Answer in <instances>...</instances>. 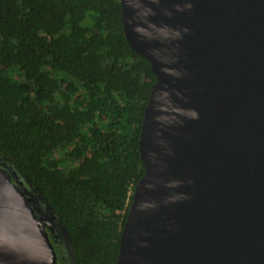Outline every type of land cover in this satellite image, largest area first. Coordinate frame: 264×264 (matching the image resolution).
<instances>
[{"label":"water","instance_id":"95a60500","mask_svg":"<svg viewBox=\"0 0 264 264\" xmlns=\"http://www.w3.org/2000/svg\"><path fill=\"white\" fill-rule=\"evenodd\" d=\"M156 77L117 264H264V0H120ZM0 159V264H56Z\"/></svg>","mask_w":264,"mask_h":264},{"label":"trees","instance_id":"16d2710c","mask_svg":"<svg viewBox=\"0 0 264 264\" xmlns=\"http://www.w3.org/2000/svg\"><path fill=\"white\" fill-rule=\"evenodd\" d=\"M155 81L120 0H0V159L45 197L78 264H117Z\"/></svg>","mask_w":264,"mask_h":264},{"label":"flooded vegetation","instance_id":"af4514ba","mask_svg":"<svg viewBox=\"0 0 264 264\" xmlns=\"http://www.w3.org/2000/svg\"><path fill=\"white\" fill-rule=\"evenodd\" d=\"M30 189L35 192L33 188ZM35 195V205L39 210L40 216L44 217L47 228L51 232L50 239L58 255L56 264H78L76 252L72 247L67 232L59 223L56 215L49 209L45 197L42 194Z\"/></svg>","mask_w":264,"mask_h":264},{"label":"rangeland","instance_id":"374dc122","mask_svg":"<svg viewBox=\"0 0 264 264\" xmlns=\"http://www.w3.org/2000/svg\"><path fill=\"white\" fill-rule=\"evenodd\" d=\"M3 163V162H2ZM7 170L9 171V173H11V175H12V177H13V179H14V181L15 182H19V183H21V186H23L24 188H27V189H29L30 191H31V195H33L35 198H36V195L35 194H39V193H36V192H33L28 186H27V184L24 182V180L23 179H21L19 176H18V174L16 173V172H14L8 165H7ZM132 195H133V193H132ZM35 198H34V200H35ZM42 217V216H41Z\"/></svg>","mask_w":264,"mask_h":264}]
</instances>
